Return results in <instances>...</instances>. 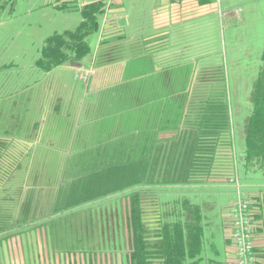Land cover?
<instances>
[{
  "label": "crops",
  "instance_id": "obj_1",
  "mask_svg": "<svg viewBox=\"0 0 264 264\" xmlns=\"http://www.w3.org/2000/svg\"><path fill=\"white\" fill-rule=\"evenodd\" d=\"M95 1L98 0H45V4L59 9V5L68 3L69 7L65 9L79 10L75 4L86 5ZM218 10L220 19L230 13L229 20L235 16L244 20L241 15L242 7L229 9L226 14L221 10L219 2L214 0H155L149 19H144L136 27L129 21L124 0H119L110 10L104 9L101 14V26L96 32L98 37L91 41L93 53L82 64L60 65L44 72L35 84L27 85L22 91H17L19 93L0 97V135L5 130L3 127L10 115L9 111L14 108L12 103L17 100L18 106L22 108H16L21 116L18 125L23 121L29 132L31 163H58L59 178L62 177L65 163L71 157H78L87 148L120 143L130 139V135L135 133L142 141H149V146L160 147L162 153L165 148L179 150L183 143L191 145L193 139L190 137L198 133V126L193 120L195 117L190 113L192 87L196 82L197 72L211 66L199 69L198 57L192 56L188 51L204 49L202 47L205 46L204 40L208 39L207 35H211L210 39L214 35L212 24L216 28L214 30H217ZM111 38L121 39L117 44L122 45V56L126 57L94 66L101 42ZM169 59L173 61H166ZM89 70L87 81L76 74L78 71ZM246 120L247 117L239 123L240 131L244 134ZM24 130L20 126L17 132ZM210 138L207 137L209 140ZM233 140L236 147L235 133ZM200 142L202 146L211 143L203 139ZM217 144L218 149L225 146L223 142L221 144V140ZM263 195L264 191L261 196ZM122 199L108 201L105 206L121 205ZM126 199L130 202V198ZM167 200V197L143 198V218L151 232V240L162 238L159 232L162 230V216L166 215L162 206L156 207L152 203L160 204ZM231 208L226 206L223 213L222 254L211 239H206L208 219L204 217L203 211V264L236 263L232 218L227 210ZM123 217L125 214L112 215L111 220L109 216H99L97 221L99 228H102V235L97 242L90 245L91 239L83 236V241L86 240L84 249L62 255L51 252L53 255L50 264H54L55 258L56 262L61 259L65 264H132L131 238L126 224L122 222ZM109 221L113 222L111 227ZM254 228L255 245L264 247V225L256 224ZM262 252L258 257L259 264H264V249ZM147 262L169 264L160 256L148 258Z\"/></svg>",
  "mask_w": 264,
  "mask_h": 264
},
{
  "label": "trees",
  "instance_id": "obj_2",
  "mask_svg": "<svg viewBox=\"0 0 264 264\" xmlns=\"http://www.w3.org/2000/svg\"><path fill=\"white\" fill-rule=\"evenodd\" d=\"M16 2L0 0V18L2 12L8 7L12 10ZM74 6L80 10L82 21L73 29L47 36L41 55L35 61V67L45 73L60 65L82 64L93 53L89 36L101 26L104 0ZM67 7L68 3L58 6L60 9ZM119 40H103L93 65L100 66L126 57L122 56V45L117 44ZM261 59L263 64L253 87V109L244 126L245 149L235 157L233 166L236 165V169L232 170L239 176L237 189L241 192L238 196L250 200L255 226L264 225V195L261 196L264 191V52ZM13 65L4 64L1 70ZM195 77L190 113L195 117L198 133L190 137L193 139L191 145L183 143L179 150L165 148L162 153L160 147L149 146V141H142L135 133L120 143L87 148L78 157L75 155L68 160L63 182L47 193L46 198H40L41 192L34 193L33 187L25 192L12 190L0 198V239L32 228V224L38 227L66 216H74V224L77 220L92 226L93 218L86 216L87 213L104 209L108 201L130 198L122 222L131 238L132 264H147V259L153 256H160L169 264H203V207L191 201L192 195L196 189L207 187V183H216L212 180L215 176L211 169L215 165L219 140L231 149L235 143L224 68L218 65L205 67ZM10 132L6 127L3 134L10 135ZM202 139L211 143L202 146L199 144ZM6 143L8 141L0 137V148L5 150ZM146 197L168 199L165 203H152L156 207L162 206L166 213L165 217L162 216V230L159 232L162 238L159 240L149 239L151 232L143 218V198ZM40 199L44 203H40ZM5 201L9 204L4 205ZM263 249L255 245L257 264Z\"/></svg>",
  "mask_w": 264,
  "mask_h": 264
},
{
  "label": "rangeland",
  "instance_id": "obj_3",
  "mask_svg": "<svg viewBox=\"0 0 264 264\" xmlns=\"http://www.w3.org/2000/svg\"><path fill=\"white\" fill-rule=\"evenodd\" d=\"M154 1L124 0L132 26L138 27L144 19H149ZM214 1L219 2L224 13L229 9L242 7L241 15L244 18L241 20L240 17L235 16L229 20V13L227 16H221L220 19L218 10L216 13V20H219L217 30H214L216 28L212 24L214 35L211 39V35H207L208 39L204 40L205 46L202 47L205 50L188 51L192 53V56L198 57L199 69L203 66H222L226 76L229 111L237 148L220 147L216 153L215 165L211 169L215 176L213 182L216 183H207V187L196 189L192 195L193 200H191L202 205L205 212L204 217L208 219L205 228L206 239L207 241L211 239L222 254L224 248L223 213L226 206H231L232 208L227 210H229L228 215L233 223L237 197L241 192L237 189L239 176L235 170V174L232 171L236 166H233L235 157L242 154L245 149L244 133H241L239 123L243 122L253 109V87L260 66L263 64L261 57L264 52V0ZM81 20L82 15L79 10L56 9L51 4H45V0H17L12 10L10 7L6 8L0 18V97H10L19 93L17 91H22L21 89L27 85L35 84V81L44 73L35 67V61L41 55L40 50L45 38L54 32L73 29ZM203 34L205 35V31ZM97 37V33L89 36L91 41H95ZM166 61L170 62L173 59ZM4 64L14 65L1 70ZM12 105L14 108L9 111L10 115L5 126H2L3 129L9 128L11 134L0 135L4 141H8L5 150L0 148L3 149L0 150V198H4L12 190L25 192L31 187L34 193L41 192L40 198L41 196L46 198L47 193H51L63 182L68 160L60 178L58 177V163L56 165L31 163L32 149H30L28 139L29 132L23 125V121L20 126L25 130L17 132L21 116L16 108H21V106H18L17 100ZM34 176L35 178H32ZM257 177L258 175L255 178ZM242 185L247 184L242 183ZM247 188L249 189L250 185ZM178 190L182 189L178 188ZM42 202L44 203V200L40 199V203ZM128 203V199L124 198L121 205L106 204L108 206L104 209L99 208V211L87 213L86 216L91 215L90 219L93 218L91 223L94 225L92 226L90 224L86 226L77 220V224H74V216H66L38 227L32 224V228L9 236V238H2L0 239V264H50L52 253L62 255L81 251L86 241H83V236L91 239L90 245L101 238L100 229L102 228H99L97 218L102 215L109 216L111 220L112 215L125 214L129 209ZM8 204L9 202L5 201L4 205ZM108 224L111 227L113 222L109 221ZM81 233H83L82 237ZM49 254L50 257H48ZM63 263L61 259L56 262L55 258L54 264Z\"/></svg>",
  "mask_w": 264,
  "mask_h": 264
},
{
  "label": "built area",
  "instance_id": "obj_4",
  "mask_svg": "<svg viewBox=\"0 0 264 264\" xmlns=\"http://www.w3.org/2000/svg\"><path fill=\"white\" fill-rule=\"evenodd\" d=\"M79 1V0H74ZM119 0H104V9L110 8ZM90 71H78L76 74L83 81H87ZM232 239L236 247L235 264H257L254 243L255 222L252 217V206L250 200L239 195L233 214Z\"/></svg>",
  "mask_w": 264,
  "mask_h": 264
}]
</instances>
